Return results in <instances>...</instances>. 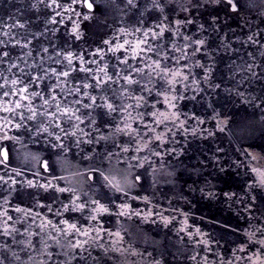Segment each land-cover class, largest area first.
<instances>
[{
	"label": "rangeland",
	"instance_id": "rangeland-1",
	"mask_svg": "<svg viewBox=\"0 0 264 264\" xmlns=\"http://www.w3.org/2000/svg\"><path fill=\"white\" fill-rule=\"evenodd\" d=\"M0 264H264V0H0Z\"/></svg>",
	"mask_w": 264,
	"mask_h": 264
}]
</instances>
